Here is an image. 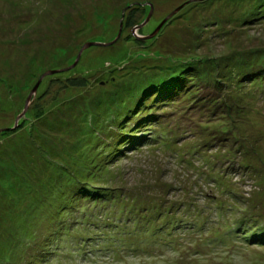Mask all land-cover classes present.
Returning <instances> with one entry per match:
<instances>
[{
	"label": "rangeland",
	"instance_id": "374dc122",
	"mask_svg": "<svg viewBox=\"0 0 264 264\" xmlns=\"http://www.w3.org/2000/svg\"><path fill=\"white\" fill-rule=\"evenodd\" d=\"M262 65L264 0H0V264H264L231 230L264 229ZM171 70L195 82L163 104L145 83ZM118 131L139 144L115 159ZM77 176L106 193L70 200Z\"/></svg>",
	"mask_w": 264,
	"mask_h": 264
},
{
	"label": "trees",
	"instance_id": "16d2710c",
	"mask_svg": "<svg viewBox=\"0 0 264 264\" xmlns=\"http://www.w3.org/2000/svg\"><path fill=\"white\" fill-rule=\"evenodd\" d=\"M143 16V11H137V10H131L130 12L127 13V11L125 12V16L123 18V22H124V26L125 27H133L134 25H136L138 23V20ZM174 17V15L172 16ZM171 18V17H170ZM182 18V17H181ZM169 20V19H168ZM167 20V21H168ZM201 45H196L195 47L197 48V50H200ZM176 53L179 54H183L184 55V49H174ZM182 55V56H183ZM169 58V57H168ZM179 58L180 61L183 63L182 60L183 57H176ZM141 66V65H140ZM142 67V66H141ZM146 67V66H145ZM201 67L202 66H197V71L195 72V74L198 76V78L201 79V76H199L201 74ZM262 70L260 71L259 74H252V78L253 77H258L260 79H263L264 81V65H262ZM137 69V68H136ZM137 73H134L133 75H129L126 78H130L126 81H124L123 83V87H121V90L123 91L124 87L128 88V95L131 96L126 103L127 104L125 107H127L126 109H130L131 111L134 110L135 108H137L138 106H141L140 104H145V101L143 100L142 102V96L138 97V93H139V84L137 85V81L139 80L138 77H143L145 74L148 75L149 74V70L146 72H143V69L140 70ZM148 72V73H147ZM64 80H66V83H64V89L72 86V87H76V88H84L88 85V80L89 77L87 74H77V75H72V76H64ZM63 78V77H62ZM157 80H150L149 82H146L145 84V89L150 91L151 90V94H152V98H156L157 102L163 103V104H170L171 102H179V98L185 94V92L190 88V85L194 84L193 82H195L192 77H188L186 73L183 72H179V70H171L169 73L161 75V76H157L156 77ZM139 82V81H138ZM124 89V90H125ZM141 89V88H140ZM145 89H142L140 91V95H143V92L145 91ZM48 90V89H47ZM120 91V90H119ZM120 91V92H122ZM120 92H115L113 94L114 99L122 97ZM148 99L149 96H147ZM146 99V100H148ZM120 101V100H119ZM216 102V101H215ZM143 106V105H142ZM125 109V108H124ZM123 110V109H122ZM121 108L120 110H118V114H121ZM216 110V108H215ZM149 112H147L148 114ZM137 114V115H136ZM136 114L133 116L134 118V124L137 125V127H142L145 126L144 122L146 121V115L143 116V114H141V110L139 109ZM145 114V113H144ZM121 115H119V117L115 116L114 120L115 123L119 124V118ZM123 118V117H122ZM144 119V120H143ZM150 122H154L156 123L155 120L149 121ZM235 133V132H234ZM123 132L118 131V136L115 138H113L114 135H112L110 138L112 140H114L115 144L113 145V148L110 150L112 154V156L115 157V159H117L118 157H120V153H116V152H122L124 155L125 151H127V148H130L131 150L137 149L138 146V142H131L132 137L125 135V137H122ZM219 138V137H218ZM228 138V137H227ZM229 139V138H228ZM121 141V142H120ZM120 142V143H118ZM126 143V144H125ZM130 144H132V147H127ZM165 144V142H164ZM124 149V150H123ZM70 151H74V150H70ZM106 153V152H105ZM105 155H108V153H106ZM107 156V157H108ZM111 156V157H112ZM106 157V156H105ZM110 157V156H109ZM106 159L107 161L109 160ZM67 173V172H66ZM15 182V181H14ZM74 183L77 186L76 188H74L73 191H71L70 194V200H81V201H85V200H98L100 199V196L104 195L106 192L105 191H99L101 189L99 188H103L104 185H98L95 186L92 182H90L89 180L86 182H80V186L77 185L79 184V179L78 176L75 177L74 179ZM82 184V186H81ZM60 194H62V196L60 197L59 200H63V198L65 197V191L60 190L59 191ZM168 191L166 190V193H161V194H151V193H145V194H139V195H127L128 199H138L141 197H145V198H158V199H163V197L165 195H168ZM149 195V196H148ZM148 196V197H146ZM56 207V205H55ZM167 211V210H166ZM49 215H52V212L50 211V213H48ZM232 228L231 230L233 231V233H235L236 236H238L240 239H244L246 242H257V244H264V229L263 228H259L256 233L253 234V237H251V235H248L247 232H243V227L241 226V224H236V223H232ZM221 242H225L226 239L225 238H220ZM170 241V240H169ZM171 243H174V240L170 241ZM6 246H2V250L5 251ZM136 253L138 251L140 252H146L144 251V249H135Z\"/></svg>",
	"mask_w": 264,
	"mask_h": 264
},
{
	"label": "water",
	"instance_id": "95a60500",
	"mask_svg": "<svg viewBox=\"0 0 264 264\" xmlns=\"http://www.w3.org/2000/svg\"><path fill=\"white\" fill-rule=\"evenodd\" d=\"M182 7V5H180L179 7H177L174 11H172L171 13H169L160 23H159V25L157 26V28H156V31L160 28V27H162V25L170 18V17H172L173 15H174V13L177 11V10H179L180 8ZM151 10H152V6H150V11H149V14H150V12H151ZM149 14L147 15V18L149 17ZM155 31V32H156ZM94 43L93 42H88V43H86V44H84L83 46H82V48L79 50V52H78V54H77V57H76V60H78V58H79V56H80V54H81V51L83 50V48H85V47H88V46H90V45H93ZM54 71H52V73H53ZM29 98V97H28Z\"/></svg>",
	"mask_w": 264,
	"mask_h": 264
}]
</instances>
